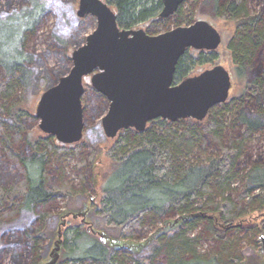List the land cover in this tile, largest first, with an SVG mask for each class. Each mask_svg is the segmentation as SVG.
<instances>
[{
	"label": "trees",
	"instance_id": "1",
	"mask_svg": "<svg viewBox=\"0 0 264 264\" xmlns=\"http://www.w3.org/2000/svg\"><path fill=\"white\" fill-rule=\"evenodd\" d=\"M105 1L120 28L150 20L147 31L153 33L161 23L190 24L195 16L193 8L184 10L187 0L166 18L159 17L162 0ZM190 1L192 7L208 5L215 16L233 22L227 49L236 74L244 79L242 93L210 108L203 121L156 118L142 131L121 130L107 149L112 163L93 220L111 236L131 241L140 240L145 227L181 221L130 256L84 227H74L63 237L59 264H240L241 242L264 236V156L253 157L247 148L264 131V0H255L258 10L253 0ZM49 11L47 0H24L0 12V225L24 212L33 216L30 225L5 234L12 236L11 264L26 258L28 264H39L52 202L59 196L86 199L88 191L65 180L61 159L68 145L32 133L28 126L36 116L23 106L24 94L43 73L37 63L46 62L49 54L59 56L69 44L66 35L53 29L44 51L29 48ZM215 56V51L186 49L176 63L174 81ZM88 92L90 111H106L107 98L91 87ZM84 113L83 106V118ZM100 143H90L89 158ZM83 146H76L75 153ZM6 165L16 174H4ZM200 241L212 243L207 253L199 251Z\"/></svg>",
	"mask_w": 264,
	"mask_h": 264
},
{
	"label": "water",
	"instance_id": "2",
	"mask_svg": "<svg viewBox=\"0 0 264 264\" xmlns=\"http://www.w3.org/2000/svg\"><path fill=\"white\" fill-rule=\"evenodd\" d=\"M185 1L162 0L159 17L171 16ZM76 14L92 16L95 27L72 51L68 73L39 97L34 115L46 135L63 144L81 140L87 76L89 86L108 100L100 124L111 139L123 129L142 131L156 118L202 121L210 108L228 99L231 76L221 64L178 82L173 79L186 49L210 52L221 44L220 32L207 20L151 35L142 28H120L105 0H78Z\"/></svg>",
	"mask_w": 264,
	"mask_h": 264
},
{
	"label": "rangeland",
	"instance_id": "3",
	"mask_svg": "<svg viewBox=\"0 0 264 264\" xmlns=\"http://www.w3.org/2000/svg\"><path fill=\"white\" fill-rule=\"evenodd\" d=\"M51 11L46 15L45 22L42 25V30L38 32L36 38L30 42L29 48L35 49L38 52L44 51L47 48V44L51 42L49 37V32L53 29H57L66 35L69 44L66 46L65 51L59 56L55 54H49L46 56V62L41 61L37 63L41 69L43 68V73H40L33 80L32 88L25 95V100L23 106L32 114H35V107L39 100L41 93L53 85L55 81L61 76L68 73L71 67V61L69 57L72 51L84 43L85 37L94 29L95 19L89 15L86 17H78L76 14L78 0H47ZM24 2V0H0V12L3 10H11L14 7H18ZM184 3V2H183ZM182 3V4H183ZM252 4L254 8L258 10L259 6L257 1L253 0ZM193 3L187 0L183 8H193L195 10V16L193 21L197 19H204L210 22L221 34V44L215 50L216 56L215 60L210 63L196 64L189 75H196L202 70L212 67L216 64L223 65L230 73L231 76V87L229 90V98L237 97L242 93L244 86V79L238 76L235 72L233 62L229 55L227 49V43L233 35L234 24L227 19L217 17L211 11V7L208 5H203L197 3L192 7ZM253 9V8H252ZM159 18V17H158ZM65 21H68L65 24ZM151 22L144 21L134 28H142L145 31L151 27ZM180 25H187L185 22ZM175 27V24L170 21L158 25L153 31L154 33H162L169 29ZM53 68L52 72L46 69ZM85 95L82 98L84 103L82 106L85 107L84 113V129L83 135L80 141L68 145V152L62 155L61 162L63 164L64 176L66 182H68L76 190H83L86 188L87 194L86 199H78L75 195L73 199H67L64 196L56 197L54 202L50 205V215L48 220V232L43 243L42 260L39 264H59L61 261V253L63 250V237L68 233L70 234L71 229L77 226L84 227L86 230L90 231L92 234L100 238V240L112 247L119 248L126 255L130 256L131 253L139 252L146 245L152 242L159 234L178 225L181 219L168 220L159 223L155 228L145 227L143 231V237L138 241L131 240H119L110 234H108L104 228L97 227L94 220L95 210L100 208L101 199V186L103 183V178L106 173L109 172L112 159L108 155L107 149L113 142V139L107 138L101 128V117L106 112L104 107H101L98 111H90L91 97L88 92L89 89V76L85 77ZM204 120V119H203ZM202 120V121H203ZM38 119L34 118L29 122V130L32 133H37L38 136L46 135L38 128ZM93 127L99 132L102 131L100 136L98 132L93 131ZM37 129V131H36ZM101 142L97 148V151L93 154L92 159L89 158L92 154V149L90 143L95 141ZM90 141V143H89ZM81 143L84 146L80 153H75L74 149L78 147ZM79 144V145H77ZM247 148L250 154L255 157L257 155L264 156V131L262 133L256 134L252 137L248 143ZM89 158V161L85 165H79L82 159ZM81 162V163H80ZM1 166H4L3 163ZM9 172L10 174H16L13 171L11 165H6L4 168V174ZM54 179L57 178L56 175L52 176ZM88 177V178H87ZM84 178H87L85 182ZM33 221V216L26 212L19 214L13 219L4 222L0 225V264H11V252L13 251L11 245V235L5 234L9 230L18 229L27 225ZM197 233V231H195ZM71 236V235H67ZM254 241V242H253ZM252 242L242 241L240 245L239 254L242 256L240 264H264V236L255 238ZM212 247V243L209 241H200L198 249L200 252L207 253ZM22 262V264H28L30 261Z\"/></svg>",
	"mask_w": 264,
	"mask_h": 264
},
{
	"label": "flooded vegetation",
	"instance_id": "4",
	"mask_svg": "<svg viewBox=\"0 0 264 264\" xmlns=\"http://www.w3.org/2000/svg\"><path fill=\"white\" fill-rule=\"evenodd\" d=\"M146 32H147L148 34H151V35H152V34H156V33H154V32H153V33H152V32H149V31H146ZM190 49H192V48H190ZM194 50H195V49H194Z\"/></svg>",
	"mask_w": 264,
	"mask_h": 264
}]
</instances>
